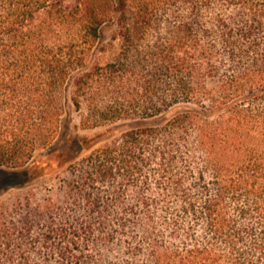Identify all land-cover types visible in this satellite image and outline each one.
<instances>
[{"label":"trees","instance_id":"trees-1","mask_svg":"<svg viewBox=\"0 0 264 264\" xmlns=\"http://www.w3.org/2000/svg\"><path fill=\"white\" fill-rule=\"evenodd\" d=\"M68 103L151 123L82 157ZM10 187L0 264H264V0H0Z\"/></svg>","mask_w":264,"mask_h":264},{"label":"rangeland","instance_id":"rangeland-1","mask_svg":"<svg viewBox=\"0 0 264 264\" xmlns=\"http://www.w3.org/2000/svg\"><path fill=\"white\" fill-rule=\"evenodd\" d=\"M151 123L150 120L147 121H133V120H123L117 123L100 126L96 128H84L80 124L79 114L75 111L71 103L67 104L66 111L62 117L61 129L56 142L63 151L69 149V145L73 140L84 141V150L82 152V157L89 154L93 149L103 145L108 140L117 136L126 129L134 126L145 125ZM64 177H69V173L65 172ZM60 182L46 181L43 184H37L32 187L35 193V201H48L49 199H63L64 190L59 188ZM28 188H16L10 187L7 190L0 192V203H4L7 206H11L15 196L27 191Z\"/></svg>","mask_w":264,"mask_h":264}]
</instances>
